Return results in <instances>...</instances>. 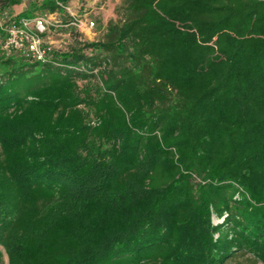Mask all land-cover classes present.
<instances>
[{"label": "trees", "instance_id": "16d2710c", "mask_svg": "<svg viewBox=\"0 0 264 264\" xmlns=\"http://www.w3.org/2000/svg\"><path fill=\"white\" fill-rule=\"evenodd\" d=\"M116 14L49 60L0 53V264H264V0Z\"/></svg>", "mask_w": 264, "mask_h": 264}, {"label": "built area", "instance_id": "2783aa9c", "mask_svg": "<svg viewBox=\"0 0 264 264\" xmlns=\"http://www.w3.org/2000/svg\"><path fill=\"white\" fill-rule=\"evenodd\" d=\"M80 0L72 1L64 6L70 21L65 23L64 16L60 12H45L28 16H0V28L5 35L0 38L1 53L7 57L21 56L26 60L46 61L55 52L68 50L71 44V30L66 31L65 40H53L52 33L63 27H76L84 33L83 26L97 34V20L90 17L87 7L81 10ZM81 40L87 39L83 36Z\"/></svg>", "mask_w": 264, "mask_h": 264}, {"label": "rangeland", "instance_id": "374dc122", "mask_svg": "<svg viewBox=\"0 0 264 264\" xmlns=\"http://www.w3.org/2000/svg\"><path fill=\"white\" fill-rule=\"evenodd\" d=\"M30 1L32 0H23V3L16 6L14 9V12L19 13L23 10H25ZM97 0H93L91 3H89L88 10L91 12L90 17H98L99 20H97V23L100 21L101 24H106L109 22V20L117 18L116 14V8L120 6L123 2V0H107L105 3L101 4V6H98L99 3H97ZM91 6V7H90ZM100 25L97 27V34L91 33L90 29L83 26L84 30V37L87 38V40H96L97 38L100 37L101 32L100 30ZM65 33L66 31H62L61 29H58L56 32L52 33V39L53 40H65ZM1 53V50H0ZM215 221L219 222L220 219L215 217ZM5 264H8V257L5 254ZM229 264H263L262 262H256L254 260L253 255L251 254H246V255H241L239 254L238 257L234 260H232Z\"/></svg>", "mask_w": 264, "mask_h": 264}]
</instances>
